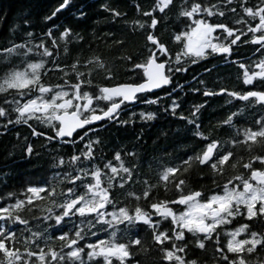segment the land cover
Instances as JSON below:
<instances>
[{"label": "trees", "instance_id": "trees-1", "mask_svg": "<svg viewBox=\"0 0 264 264\" xmlns=\"http://www.w3.org/2000/svg\"><path fill=\"white\" fill-rule=\"evenodd\" d=\"M193 9L215 11L204 17L235 34L252 28L247 11L264 18V0H0V83L13 68L41 65L36 84L0 88V209L7 210L0 212V240L18 250L12 264H207L218 257L217 227L211 237L181 227L177 216L187 203L178 201L199 193L192 199L204 203L254 169L264 171V102L218 95L219 85H209L208 97L195 92L203 78L228 86L236 72L202 74L199 62L185 70ZM65 30L70 34L62 36ZM238 44L234 50H247ZM152 57L166 62L169 85L138 96L96 134L60 140L59 111H20L41 86L71 99L67 111L83 103L79 114L88 119L105 108L103 87L140 83ZM256 60L264 64V48ZM255 89L264 93V78ZM87 100L93 112L84 110ZM195 108L200 123L190 121ZM94 145L106 156H93ZM95 175L108 194L103 209ZM153 204L170 208L175 223ZM110 245L121 252H99ZM240 257L233 264H260L264 241ZM0 264H9L7 253L0 252Z\"/></svg>", "mask_w": 264, "mask_h": 264}, {"label": "flooded vegetation", "instance_id": "flooded-vegetation-1", "mask_svg": "<svg viewBox=\"0 0 264 264\" xmlns=\"http://www.w3.org/2000/svg\"><path fill=\"white\" fill-rule=\"evenodd\" d=\"M190 12L192 13L204 12L206 15V14L213 13L215 11L213 10H191ZM246 14L248 15L247 16L248 18L246 21L253 23L252 24L253 26L252 28H246L243 34H235L234 33L235 29L234 31H229V30L220 31L221 27L217 24H212L210 18H206L204 16L200 18L201 19L200 24L204 25V23L202 22L204 21L208 25V28H209L208 34L204 37L206 39V46H205L204 51L198 54L191 53L187 49V52L190 55L192 61H189V63L185 67V70L187 69V67L188 69H190V67L191 68L195 67L194 65H196V63L198 64L199 62L200 63L199 67L202 68V70H200L202 74L203 73L207 74L209 73L210 70H213V71L218 70V69L227 70L231 68H232L231 70L235 69V72H236L235 74L236 77H234L231 81H229L228 86L220 85V83L218 82L216 83L215 81L208 82L206 81L205 78H203L202 81L198 83V85H200L203 89L195 91L196 93H199V91L202 92L203 98L210 96L212 94L211 89L219 85L220 87H218L219 89L217 91L218 95H222L226 92L228 93L229 96L230 95L235 96L236 98L247 99L250 97H256L258 101L264 102V93L257 91L255 89L256 81L258 79L264 78V64L262 63L261 60L260 61L256 60V56L258 52L262 48H264V44L254 45V47H250V48L247 47V45H245L247 43H251V39L253 37L264 35V18H255L253 16H249L250 11H247ZM191 20L195 22L192 26L193 28L195 27V25H198V22L196 23V21L199 19L191 18ZM233 20L240 21L241 18L240 20L239 19H233ZM224 37L226 38L228 42L225 39H223ZM243 37H245L246 39L245 42L238 44V42ZM198 40H197L196 45H199L200 41ZM235 44H238L237 45L238 47H240L239 45H241V47L245 46L247 50H243V49H240L239 51L238 49L234 50L233 47ZM239 52L245 53V55L241 57H235V54ZM199 67L198 69H200ZM197 75L198 74H196V76ZM209 85L212 88L209 87ZM103 99L105 101V108L100 113L98 112L94 114L92 113L89 115L88 119H85L88 121L89 124H92L93 126L87 130L83 129L82 131L77 132L78 134L76 133L74 136L75 141L79 140V138L82 137L88 131L96 134L100 129H103L108 124H110V122L114 118H116L119 114L126 112L127 108L130 106V105H127L123 101L122 97L120 96L109 97L104 94ZM114 104H118L119 107L113 112V114L110 117H108V118H111V120L109 121L102 120L99 124H95L91 122L92 120L96 119L95 118L96 116L98 117V115L102 114L111 105H114ZM201 114L202 113H200V111L197 108H195L190 113V121L192 122L193 117H194L196 121L198 120L199 122ZM234 115L235 113H232L231 117H234ZM79 116L81 117L80 114ZM224 123L225 122L223 121L221 124L223 125ZM244 124L245 122H243V125ZM246 124L248 125V122ZM93 149H94L93 156H106V154H101L97 151L96 145L93 146ZM254 173H258V174L261 173V175L263 176L264 171H259V170L254 169L251 172V175ZM97 180L99 183V178H97ZM73 182L76 183L77 179H74ZM251 184H253V182H251ZM94 188L102 191L103 193H106L100 183H99V186H96L94 184ZM105 198L108 199V194H106ZM262 204L263 203L261 201H254L250 206H248L245 203H234L232 207L221 210V214L218 218V222L216 225L210 227L207 224H201V225L207 226L209 229V232L207 234H202L205 237H211V233L214 227H217V232L219 233L217 234L215 241L221 243V245H219L216 251L219 253V255H217L218 257H216V254H214V256L211 259H214L215 257L216 258L207 264H233L234 258L235 259L241 258L240 256L245 252L251 253V251L257 248V245L260 242L264 241V213L261 212ZM109 205L110 203L104 200L103 202L97 205V208L103 209ZM252 205L255 206L254 209L251 207ZM157 213L159 215V210L157 211ZM113 214L114 213L111 212L112 218H114ZM144 218H145L144 216H138L136 218V221H140ZM233 237L242 243L239 248L231 247L230 240ZM219 239H222V241H220ZM110 246H107V247H110ZM114 247L120 248L119 246H115V245ZM104 248L106 247H100L99 248L100 250L99 249L98 250L105 256H111L117 253V252H114V253L103 252L102 249Z\"/></svg>", "mask_w": 264, "mask_h": 264}, {"label": "rangeland", "instance_id": "rangeland-1", "mask_svg": "<svg viewBox=\"0 0 264 264\" xmlns=\"http://www.w3.org/2000/svg\"><path fill=\"white\" fill-rule=\"evenodd\" d=\"M193 10H199V9H193ZM203 13V14H202ZM190 18H192L193 16H197L200 15V17L198 18L199 20L196 21V23L198 22V25H195V27H192V30L189 31L188 35H187V47L186 49H188L189 52L191 53H201L202 51H204L205 46H206V39L204 38L209 31L208 25L202 21L204 23H201V19L203 16H206L204 12L201 13H192L190 12ZM196 36V37H194ZM199 39V45L197 44V40ZM163 49H161L162 51ZM37 75V74H36ZM38 79V78H37ZM36 84V79L35 82ZM41 88L43 87H39L38 92L40 93L37 96H34L31 100H29L27 103L31 104V101H36V106H38L37 110H42V111H47V110H53V111H66V109L69 108L70 105H72V100L71 99H66L63 98V96L58 92H41ZM42 101H47L48 104L47 106H43L42 105ZM33 105V104H32ZM83 106L80 105V102L76 101V109L74 111H77L78 113H80L79 109H81V107ZM34 107V105H33ZM22 108H20L21 111ZM33 109V108H32ZM32 109H29L25 114H28V117L33 115V112H31ZM84 110H87L89 112H93L94 109L91 106V101L87 100V102L84 104ZM58 112V113H59ZM57 113H55L54 115H56ZM92 114V113H91ZM94 114V112H93ZM82 115V114H81ZM99 116V115H98ZM54 117V116H53ZM97 118V116L95 117ZM98 176L95 175L94 181H95V185L99 186L98 180H97ZM245 182H247V184L249 185V187L246 189L245 188ZM251 182H253V184H251ZM99 188V187H98ZM228 189H235L237 192H241L243 193V198H239V199H234V200H230L227 201L225 204V207L223 209H228L230 207H232V205H234V203H245L248 206H250L254 201H261L264 204V174L263 176L261 175V173H254L251 175L250 178L244 180L243 184H240V186H236L228 188ZM95 189L94 188V192L95 195H100L98 198V204H100L101 202L104 201L105 198V194H103L102 191ZM224 196V193H222L221 195H218L217 197H222ZM103 200V201H102ZM193 202L196 203H200L196 200H193ZM161 206V205H160ZM164 207V206H161ZM187 209V204L184 207V210L182 211V213H180V215L177 216V220L180 222L181 227H184L186 229H190V230H198L199 226L196 225H186L185 223H183L181 221V217L182 215L186 212ZM220 209L215 215H203V223L202 224H207L208 226H214L217 224L218 222V218L221 214V210ZM158 211V210H157ZM115 214H113L114 216ZM241 242H239L237 239H235L234 237L230 240V245L232 248H239L241 246ZM103 252L106 253H114V252H121L120 248H115L114 245L110 246V247H106L104 249H102Z\"/></svg>", "mask_w": 264, "mask_h": 264}, {"label": "water", "instance_id": "water-1", "mask_svg": "<svg viewBox=\"0 0 264 264\" xmlns=\"http://www.w3.org/2000/svg\"><path fill=\"white\" fill-rule=\"evenodd\" d=\"M199 41V40H198ZM253 45L264 44V35L255 36L251 39ZM167 64L165 61H158L156 58H150L143 69L144 79L137 84H118L110 87H103L102 91L109 97L120 96L127 105H135L137 103V97L146 93H156L161 89L169 85V78L166 73ZM48 90L47 87H43ZM119 107L118 104L111 105L106 111L100 114L96 119L91 122L99 124L102 120L110 117L113 112ZM32 104L23 106L22 112L26 113L29 109H32ZM54 121L57 123V134L60 140L73 139L75 134L85 129L88 121L82 119L77 111H61L54 115ZM212 150L209 149L205 158H210ZM170 209L168 207H161L159 215L169 216L175 223L174 213L171 210V214L166 211ZM198 231L201 234H207L209 229L205 225H200Z\"/></svg>", "mask_w": 264, "mask_h": 264}, {"label": "snow or ice", "instance_id": "snow-or-ice-1", "mask_svg": "<svg viewBox=\"0 0 264 264\" xmlns=\"http://www.w3.org/2000/svg\"><path fill=\"white\" fill-rule=\"evenodd\" d=\"M69 34H70V30H65V32L62 33V36H67ZM156 42L158 43L159 41L157 40ZM48 54L50 55L51 53L49 52ZM40 67H41L40 64L32 63V64H28L23 69H18V68L11 69L8 72L6 79H4L2 83H0V88H2L4 85H7L10 88L27 87L29 84L35 82L36 74L39 71ZM46 91H47L46 89L41 88V92H46ZM30 103L35 105L36 101H31ZM41 103L43 106H47L48 104L47 101H42ZM224 159H227V157H225ZM204 162L205 161H203V163ZM172 171L175 170L173 169ZM248 187L249 185L247 184V182H245V188L247 189ZM28 191L31 193H36L42 191V189L30 186ZM198 195L199 193L192 194V196H198ZM243 195H244L243 193L237 192L235 189L230 190L228 188H225L224 196L222 197L213 196L204 203L193 202L192 196L181 197L178 203L180 204L187 203V209L186 212L182 215L181 221L186 225L199 226L203 223V215H207V214L215 215L220 209H223L225 207L227 201L243 198ZM29 200L31 201V198H29ZM151 207L153 210H161L160 205L153 204ZM251 207L254 209L255 206L252 205ZM4 211L7 210L0 209V212H4ZM166 211H168L171 214V209H166ZM121 212H123V209H121ZM261 212L264 213V204L261 205ZM6 240L7 237L5 238V240H0V252L7 253L9 256V264H12L11 258L18 252V250L9 249ZM72 243H77V242L74 241Z\"/></svg>", "mask_w": 264, "mask_h": 264}, {"label": "clouds", "instance_id": "clouds-1", "mask_svg": "<svg viewBox=\"0 0 264 264\" xmlns=\"http://www.w3.org/2000/svg\"><path fill=\"white\" fill-rule=\"evenodd\" d=\"M201 163H203V161H201ZM169 171H172V170L169 169ZM100 219H103V216H101ZM134 264H135V262H134ZM193 264H194V262H193ZM247 264H256V262L255 261H249V262H247ZM260 264H264V261H261Z\"/></svg>", "mask_w": 264, "mask_h": 264}, {"label": "bare ground", "instance_id": "bare-ground-1", "mask_svg": "<svg viewBox=\"0 0 264 264\" xmlns=\"http://www.w3.org/2000/svg\"><path fill=\"white\" fill-rule=\"evenodd\" d=\"M235 211V210H234ZM251 243V242H250ZM244 249V248H243Z\"/></svg>", "mask_w": 264, "mask_h": 264}]
</instances>
